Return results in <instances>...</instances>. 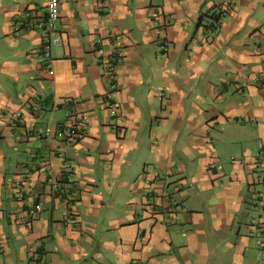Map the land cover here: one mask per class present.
I'll return each instance as SVG.
<instances>
[{
    "label": "crops",
    "instance_id": "crops-1",
    "mask_svg": "<svg viewBox=\"0 0 264 264\" xmlns=\"http://www.w3.org/2000/svg\"><path fill=\"white\" fill-rule=\"evenodd\" d=\"M46 5L0 0V264H264V0Z\"/></svg>",
    "mask_w": 264,
    "mask_h": 264
},
{
    "label": "built area",
    "instance_id": "built-area-1",
    "mask_svg": "<svg viewBox=\"0 0 264 264\" xmlns=\"http://www.w3.org/2000/svg\"><path fill=\"white\" fill-rule=\"evenodd\" d=\"M47 2V22L45 26L48 32H53L56 29V23L60 17V0H46ZM50 40V39H49ZM54 40H57L56 38ZM50 47V46H49ZM110 87H114L113 84H110ZM110 112L114 114L113 108H110ZM258 165L264 169V155L259 157ZM262 180L264 179V171L261 172ZM40 210V206H34V209L31 211V214L38 212Z\"/></svg>",
    "mask_w": 264,
    "mask_h": 264
},
{
    "label": "rangeland",
    "instance_id": "rangeland-1",
    "mask_svg": "<svg viewBox=\"0 0 264 264\" xmlns=\"http://www.w3.org/2000/svg\"><path fill=\"white\" fill-rule=\"evenodd\" d=\"M263 155H264V153L261 156H263Z\"/></svg>",
    "mask_w": 264,
    "mask_h": 264
}]
</instances>
